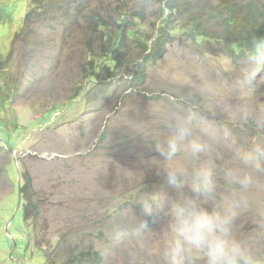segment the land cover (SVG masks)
<instances>
[{"label":"rangeland","instance_id":"rangeland-1","mask_svg":"<svg viewBox=\"0 0 264 264\" xmlns=\"http://www.w3.org/2000/svg\"><path fill=\"white\" fill-rule=\"evenodd\" d=\"M93 1V8L99 7ZM36 6L33 0H0V71L26 14ZM162 6L164 2L149 1L144 20L134 26L148 37V45L170 20ZM254 6L264 10V0ZM178 13L172 14V39L163 57L148 65L144 84L132 83L124 67L116 80L108 76L114 87L103 91L100 85L90 93L93 83L84 79L79 63L86 47L73 36L75 45L62 53L66 61L60 75L48 78L43 71V86L0 111V264H49L37 236L53 255L59 241L75 237L100 250L103 264H163L159 252L166 244L168 218L150 220L142 230L132 215L142 216L132 206L140 174L142 191H173L151 163L160 159L152 139L165 135L173 117L195 104L237 124L243 113H251L258 127L237 128L241 143H247L250 133L264 140V48L256 56L247 46L231 43V33L221 37L223 30L214 21L205 22L210 27L206 36L190 38ZM130 45L129 59L135 61L141 49L137 41ZM42 59L47 66L46 56ZM79 81L83 91L76 89ZM49 105L53 112L39 117ZM233 152L224 142L216 143L220 168L236 166ZM24 170L31 173L42 208L40 216L31 213L27 220L19 192ZM219 183L215 199L206 203L209 209L231 195L223 180ZM234 233L264 249V173L257 176L249 208L236 220Z\"/></svg>","mask_w":264,"mask_h":264},{"label":"trees","instance_id":"trees-1","mask_svg":"<svg viewBox=\"0 0 264 264\" xmlns=\"http://www.w3.org/2000/svg\"><path fill=\"white\" fill-rule=\"evenodd\" d=\"M33 1L37 6L26 14L22 27L13 38L8 59L1 62L4 66L0 71V111L9 109L16 99L35 91L34 88L43 86V71L47 72L48 78L60 75L66 61L62 53L65 55L75 45L73 36L77 39L76 44L81 41L86 47L80 53L79 63L86 72L84 79L93 83L90 93L100 85L103 91L114 87L112 82H107L108 76L116 80L117 70L124 67L132 76V83L144 84L148 65L163 57L165 46L172 39L170 24L174 11L179 12L177 19L187 29L190 38L206 36L210 27L205 22L214 21L215 26L224 32L220 30L221 37L231 33V43L247 46L256 56L264 48V10L255 8L256 0H216L217 6L212 0H189L184 4L180 0H155L164 2L162 10L168 12L170 20L158 28V36L152 45H148V37H142L134 30V26L144 20L151 0H114L113 4L98 0L100 5L96 8H93V0ZM207 14L210 15L206 19ZM79 29L80 36L77 34ZM51 30L54 34H50ZM131 40L139 43L142 53L135 61L129 59L133 58L132 54L129 55ZM43 56H46L47 66ZM84 88V83L79 81L76 89L83 91ZM51 107L47 106L39 117L52 113ZM21 174L23 183L19 192L25 200L24 216L27 220L31 213L40 216L42 208L37 200L38 193L33 189L31 173L24 170ZM83 241L75 237L59 241L55 255L43 247L41 237L37 236L36 243L49 264H103L102 252Z\"/></svg>","mask_w":264,"mask_h":264},{"label":"clouds","instance_id":"clouds-1","mask_svg":"<svg viewBox=\"0 0 264 264\" xmlns=\"http://www.w3.org/2000/svg\"><path fill=\"white\" fill-rule=\"evenodd\" d=\"M241 122L218 119L214 112L192 104L178 112L169 122L167 132L155 142L160 159H153L157 175L173 191L144 192L143 176L132 190V206L141 210L135 218L138 229L147 230L149 221L166 217L167 240L159 252L163 264H264V249L253 247L238 238L234 224L249 208L257 176L264 173V140L249 134L241 143L237 128L255 117L248 112ZM224 142L234 149L236 166L220 168L215 158L216 143ZM231 193L209 209L219 181Z\"/></svg>","mask_w":264,"mask_h":264},{"label":"water","instance_id":"water-1","mask_svg":"<svg viewBox=\"0 0 264 264\" xmlns=\"http://www.w3.org/2000/svg\"><path fill=\"white\" fill-rule=\"evenodd\" d=\"M20 201H21V197H20ZM20 204V203H19Z\"/></svg>","mask_w":264,"mask_h":264}]
</instances>
